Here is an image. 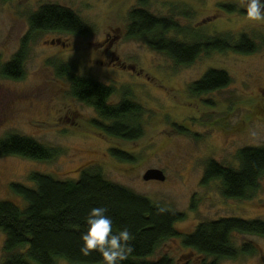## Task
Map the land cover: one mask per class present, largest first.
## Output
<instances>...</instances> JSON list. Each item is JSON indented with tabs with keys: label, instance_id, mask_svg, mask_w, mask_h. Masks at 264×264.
Segmentation results:
<instances>
[{
	"label": "rangeland",
	"instance_id": "374dc122",
	"mask_svg": "<svg viewBox=\"0 0 264 264\" xmlns=\"http://www.w3.org/2000/svg\"><path fill=\"white\" fill-rule=\"evenodd\" d=\"M28 1L0 4V140L19 134L54 148L57 154L42 161L0 154V200L25 206L12 185L35 187L30 179L34 172L68 180L90 170L182 213L176 226L183 235L222 217L264 220V178L254 197L245 200L226 198L218 180L202 183L209 160L238 168L242 148L264 146V21L247 19L248 0L147 1L145 8L151 14L173 18L189 32L204 37L231 35L233 41L246 34L258 44L252 54L232 49L204 53L189 66H176L144 39L130 36L131 13L139 0H52L76 12L90 28L87 35L32 31L28 18L42 2ZM221 4L237 10L223 9ZM173 34L191 40L185 37L190 34ZM21 49L26 59L23 75L5 76L3 66ZM62 65L114 87V104L128 91L145 109L144 136L129 141L95 127L99 115L74 98ZM211 68L227 71L232 83L194 95L191 85ZM113 149L129 153L134 160L119 159ZM150 169L161 170L165 180H145ZM233 243L241 252L220 264H264V236L235 233ZM4 244L0 229V263ZM246 244L249 252L242 251ZM163 256L179 264L201 259L181 238L161 243L150 259Z\"/></svg>",
	"mask_w": 264,
	"mask_h": 264
},
{
	"label": "trees",
	"instance_id": "16d2710c",
	"mask_svg": "<svg viewBox=\"0 0 264 264\" xmlns=\"http://www.w3.org/2000/svg\"><path fill=\"white\" fill-rule=\"evenodd\" d=\"M221 8L236 11V6L221 4ZM131 37L144 39L152 49L170 58L176 66H189L212 51L232 49L240 54H252L258 44L246 34L236 41L231 35L204 37L195 31L179 27L178 22L156 17L147 10L131 13ZM31 25L38 30H58L87 35L90 28L70 9L59 6L44 8ZM173 32L190 34L191 40L178 39ZM205 35V34H204ZM25 49L3 66V74L18 78L23 75ZM66 66L68 68H66ZM69 76L71 93L77 100L92 106L98 119L93 124L105 134L135 141L145 134L142 117L145 109L132 100L127 91L122 100H111L114 87L90 76L75 73L69 65H62ZM233 79L225 70L211 68L190 89L202 96L227 88ZM181 130L184 128L179 127ZM57 150L39 141L19 135L0 140L1 155H18L34 160H50ZM113 154L122 160L133 161L132 155L119 149ZM238 168L225 166L216 160L206 164L203 184L220 181L223 194L229 199H251L264 178V146H247L238 153ZM35 187L14 183L13 192L25 202L19 206L13 201L0 200V229L5 234L4 254L0 264H57L66 260L71 264H104L102 256L93 252L81 253L82 234L87 231L85 218L94 207H106L115 231L127 228L134 239L132 251L123 264H179L169 256L150 259L157 248L169 239L181 238L185 247L200 254L198 263L220 264L224 258L237 257L241 252L233 243L235 233L264 236V220L240 217H222L206 221L189 234L183 235L176 224L183 214L155 204L148 197L107 180L100 172L86 170L78 179L59 180L50 175L32 173ZM242 251L249 252L247 244Z\"/></svg>",
	"mask_w": 264,
	"mask_h": 264
},
{
	"label": "clouds",
	"instance_id": "9594fccd",
	"mask_svg": "<svg viewBox=\"0 0 264 264\" xmlns=\"http://www.w3.org/2000/svg\"><path fill=\"white\" fill-rule=\"evenodd\" d=\"M246 17L251 22L264 21V0H248ZM106 207H94L85 218L87 231L82 234L81 253L90 256L99 253L104 264H123L132 251L129 243L134 239L132 233L124 228L115 231L113 220Z\"/></svg>",
	"mask_w": 264,
	"mask_h": 264
},
{
	"label": "flooded vegetation",
	"instance_id": "af4514ba",
	"mask_svg": "<svg viewBox=\"0 0 264 264\" xmlns=\"http://www.w3.org/2000/svg\"><path fill=\"white\" fill-rule=\"evenodd\" d=\"M16 0H0V4H2V2H7V3H12V2H15ZM31 1H33V0H29L28 2H31ZM39 1H41L42 3H40L38 6H36L35 8H34V10L32 11V14L29 16V18H28V20H29V23H30V28H31V30L32 31H38V29H34L33 30V27H32V25H31V22H32V20H33V18L37 15V14H39L44 8H47V7H50V6H59V7H61V8H64V9H70V8H68L67 6H65V5H63V4H57V3H54L52 0H39ZM141 1V2H140ZM147 1L148 0H139V7L138 8H135L134 10H136V9H142V10H147L146 8H145V6H146V4H147ZM33 5H34V3H33ZM35 6V5H34ZM70 10H72V9H70ZM73 11V10H72ZM74 12V11H73ZM76 13V12H75ZM77 14V13H76ZM78 15V14H77ZM170 19H173V18H170ZM174 20V19H173ZM175 22H177L176 20H174ZM42 31H55V32H63V31H58V30H42ZM64 33V32H63ZM67 33H69V32H67ZM174 35V34H173ZM22 50V49H21ZM19 52L20 51H18L15 55H14V57L11 59V60H13L18 54H19ZM10 60V61H11ZM25 60L26 59H24V62H23V66L22 67H25ZM0 96H1V94H0Z\"/></svg>",
	"mask_w": 264,
	"mask_h": 264
},
{
	"label": "water",
	"instance_id": "95a60500",
	"mask_svg": "<svg viewBox=\"0 0 264 264\" xmlns=\"http://www.w3.org/2000/svg\"><path fill=\"white\" fill-rule=\"evenodd\" d=\"M144 179L149 180H165V175L161 170L158 169H150L144 176Z\"/></svg>",
	"mask_w": 264,
	"mask_h": 264
}]
</instances>
